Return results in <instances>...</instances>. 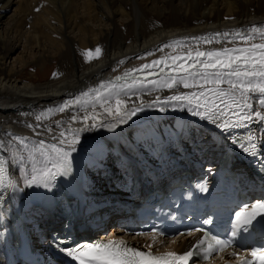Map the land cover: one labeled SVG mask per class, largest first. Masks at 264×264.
I'll return each instance as SVG.
<instances>
[{
    "label": "bare ground",
    "instance_id": "bare-ground-1",
    "mask_svg": "<svg viewBox=\"0 0 264 264\" xmlns=\"http://www.w3.org/2000/svg\"><path fill=\"white\" fill-rule=\"evenodd\" d=\"M252 26H264V0H0V141L4 142L0 149L15 182L4 190L1 217L18 210L26 218L42 220L59 188L82 192L85 201L89 198L86 210L102 202L118 204L129 199L142 182L151 184L188 158L213 160L232 140L231 128L222 129L219 120L213 124L188 108L160 110L166 97L197 90L186 89L182 83L171 89L145 83L143 88L121 92L119 98L127 107L143 103V110L115 130L96 128L81 133L72 153V172L57 176L47 188L24 184V172L31 170V162L18 143L8 141L21 136L29 144L41 139L56 143L53 137H59L62 130L93 123L73 121L72 116L82 118L86 109L104 120L103 107L99 102L93 106L89 98L83 108L73 105L39 121L36 116L97 89L143 60L174 51L243 45L239 37L213 34L246 31ZM193 37L212 38L213 42ZM173 41L182 44L164 47ZM96 47L102 49L101 54L89 60L86 52L94 53ZM30 68L38 73L28 74ZM115 99L111 98L112 104ZM156 100L159 106H147ZM252 104L254 110L264 111L258 96ZM178 111L180 115H173ZM245 126L264 148V121L253 120ZM103 177L107 183H101ZM113 235L120 240L146 238ZM5 237L0 241V264H8L11 258ZM165 242V249L182 250L192 240L179 237ZM38 244L47 253V246Z\"/></svg>",
    "mask_w": 264,
    "mask_h": 264
},
{
    "label": "snow or ice",
    "instance_id": "snow-or-ice-1",
    "mask_svg": "<svg viewBox=\"0 0 264 264\" xmlns=\"http://www.w3.org/2000/svg\"><path fill=\"white\" fill-rule=\"evenodd\" d=\"M39 10V9H37ZM216 37L224 36L239 37L244 43L242 46L213 48L207 51L197 49L195 53L189 51L186 56L161 57L151 63L142 64L140 68L129 69L122 76H116L113 81H106L97 89H89L82 92L73 101H67L55 109H48L46 113L36 116V120L47 119L53 112H64L73 105L81 108L89 103L91 99L93 106L99 102L103 107L102 115L104 120L98 119V114H85L81 118L78 115L71 117L73 121L82 119L92 120L93 123L79 128H68L62 130L59 137H53L56 143H46L38 140L35 143H27V137L14 136L8 143H18L26 152L27 159L31 162V170L24 172V184L27 187L42 185L47 188L59 175L67 176L72 172V153L80 142L81 133L96 128L115 130L120 124L127 123L138 112L142 111L143 103L127 107L126 101L119 98L121 92H132L135 89L143 88L145 82L156 87L158 84L169 89L182 83L186 89H197L196 91L179 92L166 97L165 111L169 106L188 108L194 115L211 121L222 129L245 126L253 120L264 121V111L254 110L252 100L259 97L261 104H264V26H252L246 31H235L233 33H215ZM259 38L261 42H254ZM202 39L205 43H212V38ZM181 41H173L172 44H165L164 47L173 45L180 46ZM102 49L95 48L86 52L89 60L98 58ZM152 53H148L151 55ZM124 63V61H120ZM157 66L159 67L158 70ZM145 70H148L145 72ZM137 73H145L137 75ZM153 76H161L159 81L150 79ZM227 85V87H223ZM116 97L115 103L111 98ZM160 101L156 100L148 104V107L159 106ZM59 124V122H57ZM32 127V125H28ZM35 130V129H34ZM49 132L51 128L47 129ZM67 133V135H66ZM9 136H12L9 133ZM256 137L249 135L245 142L239 147L251 155L257 154ZM4 142L0 141V147ZM39 157V158H38ZM19 160L24 161L25 156L20 155ZM7 161L0 159V202L3 201L4 190L14 187L15 182L9 176ZM43 165L38 167V165ZM207 191L205 185L202 189ZM248 208L247 205L244 206ZM237 223L234 226L231 237L220 239L203 229H195L202 235L197 238L187 250L180 253L168 251L154 254L150 251H140L129 248L123 240H109L102 244H85L77 248H66L67 255L79 262V264H195L196 259L208 261L215 258L221 252L231 247L235 238L239 236V230L247 231L257 221L264 219V202H257L247 212L236 213ZM205 223H211L210 220ZM188 235H192L191 232ZM232 256H239V264H264V247L254 248L251 256H240V253L233 251Z\"/></svg>",
    "mask_w": 264,
    "mask_h": 264
},
{
    "label": "rangeland",
    "instance_id": "rangeland-1",
    "mask_svg": "<svg viewBox=\"0 0 264 264\" xmlns=\"http://www.w3.org/2000/svg\"><path fill=\"white\" fill-rule=\"evenodd\" d=\"M54 68V66H51L50 67V69H53ZM31 69V70H30ZM29 70H27V73L28 74H31V73H33V72H37L38 73V71H36L34 68H30ZM180 111H178V113H179ZM104 178V177H103Z\"/></svg>",
    "mask_w": 264,
    "mask_h": 264
}]
</instances>
